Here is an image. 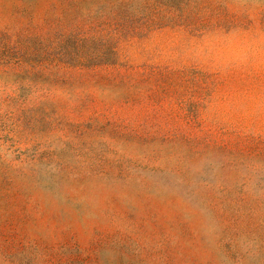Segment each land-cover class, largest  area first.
Returning a JSON list of instances; mask_svg holds the SVG:
<instances>
[{
	"label": "rangeland",
	"instance_id": "obj_1",
	"mask_svg": "<svg viewBox=\"0 0 264 264\" xmlns=\"http://www.w3.org/2000/svg\"><path fill=\"white\" fill-rule=\"evenodd\" d=\"M0 264H264V0H0Z\"/></svg>",
	"mask_w": 264,
	"mask_h": 264
}]
</instances>
